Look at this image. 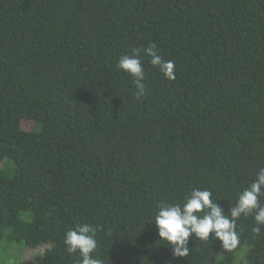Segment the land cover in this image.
Here are the masks:
<instances>
[{
    "label": "trees",
    "instance_id": "16d2710c",
    "mask_svg": "<svg viewBox=\"0 0 264 264\" xmlns=\"http://www.w3.org/2000/svg\"><path fill=\"white\" fill-rule=\"evenodd\" d=\"M133 49L140 98L117 68ZM262 167L264 0H0V241L80 264L64 237L89 224L103 264H264L255 212L234 247L193 236L187 257L154 224L195 188L230 214Z\"/></svg>",
    "mask_w": 264,
    "mask_h": 264
},
{
    "label": "clouds",
    "instance_id": "9594fccd",
    "mask_svg": "<svg viewBox=\"0 0 264 264\" xmlns=\"http://www.w3.org/2000/svg\"><path fill=\"white\" fill-rule=\"evenodd\" d=\"M143 54L150 58V64L159 68L160 72L169 79H175L173 61H165L158 54L156 44L152 43L143 49ZM117 68L130 74L137 89L138 98L145 95V70L142 63V52L133 49L132 54L120 57ZM264 195V167L257 171L256 179L239 195L235 207L230 208V214L212 199L210 190L195 188L183 204L160 203L155 226L161 240L172 245L175 257L189 255V240L195 236L207 241L211 236L219 240L223 247L232 248L236 245L238 236L236 220L242 214L247 216L255 212L256 226L252 231L261 232L264 225V206L259 203V197ZM64 243L69 253H79L80 264H103L101 259L94 258L92 253L97 248L96 228L89 224H81L65 233Z\"/></svg>",
    "mask_w": 264,
    "mask_h": 264
},
{
    "label": "rangeland",
    "instance_id": "374dc122",
    "mask_svg": "<svg viewBox=\"0 0 264 264\" xmlns=\"http://www.w3.org/2000/svg\"><path fill=\"white\" fill-rule=\"evenodd\" d=\"M26 128H32L33 125L29 121H25ZM45 247L37 249H27L23 243L9 242L7 239L0 241V264H39ZM243 259V254L239 260Z\"/></svg>",
    "mask_w": 264,
    "mask_h": 264
}]
</instances>
